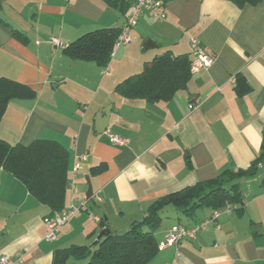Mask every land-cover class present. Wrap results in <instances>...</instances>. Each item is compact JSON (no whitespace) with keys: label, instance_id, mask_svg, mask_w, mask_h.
<instances>
[{"label":"crops","instance_id":"0c3cea01","mask_svg":"<svg viewBox=\"0 0 264 264\" xmlns=\"http://www.w3.org/2000/svg\"><path fill=\"white\" fill-rule=\"evenodd\" d=\"M163 2L166 19L142 15L129 32L130 43L98 68L66 57L50 40L70 44L95 30L121 29L129 11L122 15L104 0H0V78L35 92L33 99L8 102L0 140L22 147L36 140L58 143L69 157L63 209L71 200L85 203L48 242L43 219L49 207L0 168V257L13 264H50L54 250L91 246L104 228L122 234L158 198L226 169H246L258 157L264 131V0L243 8L225 0ZM189 38L212 65L190 72L186 90L155 103L114 93L160 54L192 60ZM236 76L245 93L235 89ZM109 108L105 132L95 133L94 119ZM112 134L125 139V146L112 145ZM74 162L79 169L70 190ZM100 165L103 172H90ZM258 173L250 177L257 185L251 190L239 181L241 215L222 214L218 228L159 250L148 264H264V187H258L264 172ZM210 214L200 210L186 218L167 207L154 239L159 244L175 225L189 227Z\"/></svg>","mask_w":264,"mask_h":264},{"label":"trees","instance_id":"16d2710c","mask_svg":"<svg viewBox=\"0 0 264 264\" xmlns=\"http://www.w3.org/2000/svg\"><path fill=\"white\" fill-rule=\"evenodd\" d=\"M243 8L262 0H225ZM109 7L125 15L130 5L124 0H104ZM127 19V17H126ZM121 29H100L84 34L63 49L66 57L92 62L98 68H106L110 62ZM191 60L187 55L171 56L165 52L143 66L136 76L124 79L115 87V94L126 99H142L147 102H166L187 89L191 80ZM243 80L236 76V90L245 93ZM35 92L13 81L0 78V119L7 104L13 99H33ZM263 141L258 157L246 169H226L215 178L197 182L179 191L166 194L146 209L140 221L130 223L122 234L112 235L104 228L100 239L91 246H70L54 250L50 264H68V261L88 259L87 264H148L158 252L154 233L161 224L162 211L172 207L180 215L193 218L200 210L221 211L233 208L236 215L244 211V198L239 181L254 177L264 164ZM69 157L58 143L36 140L28 146L9 145L0 140V168L20 181L28 193L50 209V216L63 209L68 181ZM105 170L100 165L90 170L99 174ZM261 186L264 187V178Z\"/></svg>","mask_w":264,"mask_h":264},{"label":"built area","instance_id":"2783aa9c","mask_svg":"<svg viewBox=\"0 0 264 264\" xmlns=\"http://www.w3.org/2000/svg\"><path fill=\"white\" fill-rule=\"evenodd\" d=\"M126 3L130 5L129 14L127 15V19L125 25L121 28V34L119 40L116 41L114 45V49L111 55L115 53L122 46L130 43L129 32L132 28L136 27L139 19L144 14L150 15L153 19L157 21H164L166 19V15L164 14V0H124ZM51 45L54 47H58L61 49L67 48L68 44H62L59 40L52 38L50 40ZM189 46L190 52L192 55V60L190 65V72L196 73L200 71H207L212 65V59L205 52L202 51L200 47H198V43L195 39L189 38ZM234 81V79H232ZM194 109V106L188 105V110ZM109 141L112 145L118 147H124L126 144L125 139L109 135ZM257 167L260 169L263 167V163L257 164ZM79 169V163L74 162L72 166V179L69 182L68 186L70 190H73V178L76 177V171ZM77 202V204H74ZM84 201H75L71 200L70 205L67 208H64L60 211H57L51 216H47L43 219V225L47 228V233L45 235V240L48 242H52L56 240L57 233L59 229L68 222V220L80 212L84 208ZM234 211L233 208H226L221 211H214L208 217L199 221L198 223L192 226H184L182 224H177L168 231L165 236L163 242L159 243L158 251L162 250L166 247H173L178 245L183 241H194L197 237V234L201 231L206 230L210 226H214L218 228L217 221L219 216L222 214H230ZM17 262H20V256L17 258ZM0 264H13L9 261V259L5 256L0 257Z\"/></svg>","mask_w":264,"mask_h":264},{"label":"water","instance_id":"95a60500","mask_svg":"<svg viewBox=\"0 0 264 264\" xmlns=\"http://www.w3.org/2000/svg\"><path fill=\"white\" fill-rule=\"evenodd\" d=\"M150 41H146L144 43V45L146 44V46L148 45ZM110 108L107 110V111H102L100 112L96 118L94 119L95 121V133H98V134H103V132H105L106 128H107V125H108V118H109V115H110ZM88 195L90 196L91 195V188L89 187L88 189ZM103 235V233L101 234Z\"/></svg>","mask_w":264,"mask_h":264},{"label":"rangeland","instance_id":"374dc122","mask_svg":"<svg viewBox=\"0 0 264 264\" xmlns=\"http://www.w3.org/2000/svg\"><path fill=\"white\" fill-rule=\"evenodd\" d=\"M258 172H259L258 175H260L262 172H264V169L262 168ZM251 179L252 178H245V179H243L241 181L242 182V185H243V188H246L247 190H251L253 187H256L257 186L256 184H254L253 182H251L252 181ZM261 182H262V179L259 180L258 187L261 186ZM87 261H88V259L77 260V261L71 260V261H68L67 263L68 264H87Z\"/></svg>","mask_w":264,"mask_h":264}]
</instances>
